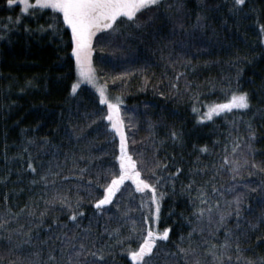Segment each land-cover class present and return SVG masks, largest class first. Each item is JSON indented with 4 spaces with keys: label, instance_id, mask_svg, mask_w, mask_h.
I'll list each match as a JSON object with an SVG mask.
<instances>
[{
    "label": "trees",
    "instance_id": "16d2710c",
    "mask_svg": "<svg viewBox=\"0 0 264 264\" xmlns=\"http://www.w3.org/2000/svg\"><path fill=\"white\" fill-rule=\"evenodd\" d=\"M233 3L161 0L132 20L117 17L112 28L92 37L97 77L122 100L127 151L141 178L151 177L152 170L160 177L159 218L148 223L156 231L168 227L169 234L166 240L157 238L153 251H159L150 264H212L203 252L224 237L217 221L221 212L231 211L233 185L245 192L241 255L255 264L264 258V192L257 187L264 181V0ZM21 8L17 1L0 0V264H47L48 249L60 241L42 245L40 240L73 231L83 237V229H90L89 244L104 246L108 264H138L128 251L143 242L141 201L150 190L139 192L125 180L113 203L104 206L109 211L95 210L100 185L119 169L118 137L105 118L107 106L88 85L71 91L76 64L62 13H55L56 26L50 29L53 10L32 15ZM233 92L247 93L249 107L199 119L206 106L226 101ZM29 155L35 174L27 169ZM156 161L165 167L155 168ZM234 163L240 165L235 172L230 170ZM49 164L58 175L48 176L54 182L45 184L39 174ZM177 167L181 172L171 176ZM59 196L73 210L79 203V228L58 200L48 203ZM236 222L234 214L227 218L229 227ZM249 222L256 227L249 228ZM117 227L119 234L110 236ZM36 251L39 256H33ZM232 254L238 264L234 249Z\"/></svg>",
    "mask_w": 264,
    "mask_h": 264
},
{
    "label": "snow or ice",
    "instance_id": "6c2138e0",
    "mask_svg": "<svg viewBox=\"0 0 264 264\" xmlns=\"http://www.w3.org/2000/svg\"><path fill=\"white\" fill-rule=\"evenodd\" d=\"M16 0H7L9 5H13ZM20 5L22 6V13H29L31 9V14L35 15L37 11H43L44 9L53 10L51 18L53 23L47 25L48 28H55L56 18L55 13H62V21L65 25L69 26L71 29V41L72 48L71 52L75 56L76 66L79 72L80 80L85 81L89 84L94 83L95 73L91 67V41L92 37L97 31L101 29H110L113 27V22L116 21L117 17L123 16L128 20H132L137 16V12L142 9L151 10V6H159L161 0H19ZM245 3V0H234L233 6H240ZM178 7H183L181 3ZM239 10V9H238ZM144 14L143 12L141 13ZM200 17L197 16V20ZM19 20V16L17 17ZM43 27V26H42ZM261 31L264 32V25L260 26ZM120 75H124L121 73ZM79 87V82H74L71 86V91L76 92ZM100 93V102L107 105L108 113L105 117L110 122V127L119 134L120 138V154L115 157L119 161L118 175H112L110 182L106 185H100L102 189V195L95 199L94 208L100 212L109 211L108 208L104 206L110 205L113 203V197L116 195L117 191L120 189V185L124 183L125 180H131L136 185V190L139 192H145L146 189L150 190L146 193L147 199L142 200L141 204L146 209L143 213V221L141 228V239L142 243L138 244V247L135 250H129L128 255L133 261L138 262V264H150L152 259L158 253H154L153 249L157 243V238L166 240L169 234V228L165 227L162 231H156L153 227L149 226V219L152 218L153 223L156 219L159 218V197L163 196L164 193H159L157 195V184L160 181V177L156 176L155 171L152 170L151 177L141 178V171L137 168V161L132 158L128 153L126 148V138L124 132V121L120 118V97L116 96L114 103L111 99L105 94L104 88L99 89ZM249 107L248 95L245 92L239 94L233 92L230 99L226 103L213 104L208 107V111L201 115L199 119H211L213 113L220 112L222 110L232 108L237 109H246ZM193 111H197L195 108ZM249 128L251 126L249 125ZM173 137L176 134L173 132L171 134ZM255 133L250 132V136L254 137ZM47 142V141H45ZM206 147H201L200 151H206ZM25 151L27 149L25 148ZM235 151V148H233ZM227 161V157L224 158ZM253 162V167H255ZM155 168H164L165 165H162L159 161L155 162ZM240 167L239 164H233L231 171H236ZM27 169L31 170L32 173H37V166H34L31 156L29 155L27 159ZM264 171V169H261ZM83 172V169H81ZM181 169L176 168V172L170 174L175 176L176 173H180ZM57 172L51 170V165L45 170H42L39 174V180L41 182L52 183L54 181H49L48 176H56ZM252 175V173H249ZM149 179H152L153 182L150 183ZM235 179V177H233ZM33 184L37 183L36 179L31 181ZM190 186V185H189ZM257 187L261 188L264 192V181H261L257 184ZM244 189H248V185H243ZM215 192L216 189L213 188ZM230 192H234L235 195L232 197V202L229 203L228 208L231 211H224L219 214L217 221V228L222 227L224 229V237L219 244H209L207 248L204 249L203 255L210 256L212 264H233V249L235 250V261L243 262V264H255V261L243 257L241 254L243 249L240 247V239L243 229L241 228L240 219H241V205L244 203L245 192L238 191L236 186L233 185L229 188ZM250 191H256L255 188L250 189ZM203 196L204 193L201 192ZM223 195V193H221ZM57 200L61 204V210L67 208L70 212L68 220L71 221L74 225V228H79V224L76 223L79 217L83 216V210L79 208V203H77V208L73 210L72 205L64 199V197L59 196L54 200L48 201V203H56ZM205 201H201L204 203ZM264 206V201L261 202ZM219 202L217 201V207ZM118 207V205H117ZM154 207V211H153ZM205 209L198 208L197 212L203 214ZM210 211V209H209ZM251 211V209H249ZM235 215L237 222L233 227H229L227 224V218L229 216ZM44 213H41L43 216ZM126 215V214H125ZM199 218V217H198ZM260 219L264 221V213H262ZM55 220V218H54ZM63 227V224L59 225ZM249 228H255L256 225L249 222ZM51 228V226H49ZM134 227L132 231H134ZM195 230V229H194ZM85 235L80 236L79 232L73 231L72 235H69L68 232H62L60 234H55L53 237H48L46 240H40V244H46L48 240H53L55 243L56 240L60 241V244L57 247L50 248L47 251L46 261L47 264H108L106 259V254L104 252V246L99 248L96 247V242L92 241L91 244L87 242L88 236L90 235V229H83ZM107 231V230H106ZM146 232V235L143 233ZM119 234V227L113 229L112 232H109V235ZM215 235V233H213ZM191 236V233H189ZM123 243V241H118ZM204 243H208L205 241ZM180 253L187 255V250L184 248H178ZM40 252L36 251L33 253V256H39ZM262 264H264V258H261ZM11 264V262H10ZM194 264H201L199 260L194 261Z\"/></svg>",
    "mask_w": 264,
    "mask_h": 264
},
{
    "label": "rangeland",
    "instance_id": "374dc122",
    "mask_svg": "<svg viewBox=\"0 0 264 264\" xmlns=\"http://www.w3.org/2000/svg\"><path fill=\"white\" fill-rule=\"evenodd\" d=\"M16 1L19 2V0H16ZM21 7H22V6H21ZM138 12H139V11H138ZM92 55H93V51H92V53H91L90 60H91V67H92V69L94 70V73H95V81H94V83L89 84V83H87V82H85V81L80 80L79 72H78L77 66H76V79H75V82H79V86H80V85H83V84L90 86V87H91V88L97 93L99 99H100L99 89H100V88H104V90H105V94H106V96L108 97V99H111L114 103H116V100H115V97H116V96L111 95V94L109 93V91H108L106 85H104V84L99 80V78L97 77V74H96L95 69H94V66H93ZM73 57H74V59H75V56H74V55H73ZM75 64H76V60H75ZM237 94H239V93H237ZM229 99H230V98H229ZM229 99H227V100H229ZM227 100L224 101V102H221V103H226ZM121 102H122V100H121V98H120L119 106H120ZM215 104H220V103H215ZM210 105H213V104H209L208 106H206V110L204 111V113H206V112L208 111V107H209ZM106 106H107V105H106ZM232 109H234V108H232ZM224 111H228V109L222 110V111L217 112V113H213L212 116H214V115H216V114H218V113L224 112ZM204 113H203V114H204ZM203 114H201V115H203ZM201 115H200V116H201ZM120 118H121V116H120ZM205 120H206V119H205ZM113 130H114V129H113ZM114 132H115V130H114ZM124 132H125V128H124ZM115 133H116V132H115ZM116 136L118 137L117 139H118V143H119V145H120L119 134L116 133ZM125 138H126V148H127V150H128V144H127V136H126V132H125ZM119 152H120V149H119Z\"/></svg>",
    "mask_w": 264,
    "mask_h": 264
}]
</instances>
